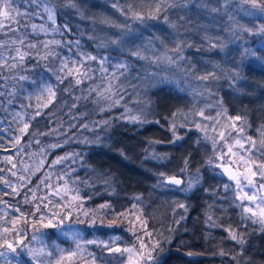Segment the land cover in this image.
I'll use <instances>...</instances> for the list:
<instances>
[{
	"label": "trees",
	"instance_id": "obj_1",
	"mask_svg": "<svg viewBox=\"0 0 264 264\" xmlns=\"http://www.w3.org/2000/svg\"><path fill=\"white\" fill-rule=\"evenodd\" d=\"M14 7L19 23L0 26V178L19 187L17 195L0 180V240L16 239L3 232L13 217L26 230L18 255L0 248L12 264H55L61 255L62 264H92L91 256L95 264H120L122 254L104 244L138 246L134 232L163 240L157 264H264V228L241 223L233 193L222 187L232 183L207 164L212 141L195 127L210 126L208 136L251 137L257 145L264 138V12L241 0H15ZM177 44L183 59L172 50ZM136 50L148 59L133 56ZM208 73L217 78L198 79ZM48 88L56 93L50 104ZM237 115L243 132L225 130L233 123L227 117ZM173 119L182 137L174 143ZM25 122L29 128L21 133ZM197 169L200 182L189 188ZM65 173L76 181L66 196ZM160 173L182 186L167 185ZM77 190L80 199L72 200ZM105 204L110 207H100ZM42 213L43 222L33 227ZM49 218L54 226L43 227ZM229 226L243 244L230 238ZM77 243L83 251L69 259L65 254ZM28 248L38 255L31 257Z\"/></svg>",
	"mask_w": 264,
	"mask_h": 264
},
{
	"label": "snow or ice",
	"instance_id": "obj_2",
	"mask_svg": "<svg viewBox=\"0 0 264 264\" xmlns=\"http://www.w3.org/2000/svg\"><path fill=\"white\" fill-rule=\"evenodd\" d=\"M30 2H34V0H30ZM15 0H0V26H3V20H11L14 23H19V20L16 18L17 16H20L21 13L17 8L14 7ZM242 4H248L253 9L259 8L261 12H264V0H241ZM49 12V19H53L52 10L46 9ZM161 11V5H157L155 12L158 14ZM15 12L16 16H13L12 13ZM151 15V14H150ZM133 16L139 19H143V16L133 12ZM155 18V17H153ZM167 19V17H165ZM33 29L36 28V25H32ZM42 31L44 29H41ZM245 31H248V29H245ZM264 31V29H262ZM23 43V41H21ZM58 43V42H56ZM112 43H118L117 40H113ZM30 47H35V45H29ZM216 45H212V47H215ZM178 55L180 59H183L182 56V49L179 44H177L173 49ZM19 51V50H17ZM133 56H136L139 59L146 60L148 57L141 54L139 50L133 51L131 53ZM20 58H24V54L20 55ZM88 59L95 60L96 57L89 56ZM159 59V58H157ZM166 59L170 63H174V59L172 57H166ZM119 67H126L125 65H119ZM78 72V70H77ZM212 76L215 77L214 73H208L206 75L199 76L198 79L207 81L209 77ZM21 79H27V77H21ZM76 83H81L80 79L76 80ZM46 91L49 93V100L48 103H52L55 99L56 93L51 89L48 88ZM110 91V88H109ZM122 98V97H121ZM113 105L119 104V100H114ZM47 107L48 105H44ZM111 106V105H110ZM226 112V110H224ZM41 113L37 111L35 115H40ZM200 116H204V111L200 110L198 113ZM222 112H218L217 115H222ZM19 115V114H18ZM176 114H173V117L175 118ZM128 119L131 122H137V123H144L145 120H142L139 116H131L128 117ZM205 119H214L212 117H205ZM228 120L233 121L231 125H228L225 123L223 126L225 130H227L229 127L233 129H237L238 133L243 132L244 128L243 126H239L237 128V125L235 124V121H239L242 119L241 116L237 115L235 117H227ZM105 123H108L105 121ZM158 123V122H157ZM214 124H219L218 120H214ZM87 127V125H85ZM176 123L175 119H173V122L171 124V130L173 132L174 140H179L182 137L177 135L176 132ZM180 127H184L183 124L180 125ZM196 129L199 131L205 132V140H211L212 141V148L214 155L210 157L207 160V164L212 168H219L222 171L220 173H217V175L220 176H226L228 181H231L232 184L229 183H223L222 187L225 192L231 191L233 193V204L235 207L239 208L241 210V223L245 224V222H251L253 224H259L264 228V138H262L259 142V145H257V142L253 140L251 137L242 138L239 137H232L230 131H219L216 135L208 136L207 135V129L208 125H201L197 123L195 125ZM29 128V123L25 122L23 127L20 129L21 133H25L27 129ZM212 130L214 133H216V128L212 127ZM264 135V134H262ZM159 142V141H157ZM222 142V143H221ZM248 144V147H245V144ZM239 146L238 150L234 151V148L236 146ZM227 147V152L224 151V148ZM218 153L219 155H216ZM235 157V159L232 158H226V157ZM66 157L58 158L53 163H59L61 160L65 159ZM157 158V157H153ZM11 159L10 157L8 158ZM15 167V165H13ZM188 167V160L185 159L184 161V168L181 170L184 171ZM242 169V170H241ZM0 171H3V169H0ZM197 175L193 178V180L189 181V188L194 183L200 182V175H199V169H197ZM12 175H16V173H12ZM163 179L162 182H166L168 184L173 185H180L182 183L181 179H178L176 176H165L164 173L159 174ZM70 176L69 173H65L64 177H60V179H65V177ZM258 178V179H257ZM18 179L20 181H25L26 178L24 176H19ZM47 179V177L45 178ZM0 180H3V178H0ZM6 187L11 188L12 193L19 194V187L16 185H13L11 182L7 180H3ZM30 182V180H28ZM69 182H71L73 185L76 183L75 180H67L65 179V183L63 185L64 195H68L70 192H73V189L69 187ZM41 183H44L42 180ZM26 186L25 184L20 185V187ZM39 187V185H37ZM46 187L51 188V185H46ZM187 190V189H185ZM60 189H56L55 194H59ZM33 197L35 198V192H33ZM63 198V197H62ZM41 199H46V197H43ZM72 200H78L80 199L78 190L75 192L74 195L71 197ZM139 199V197H137ZM25 200L27 201V196H25ZM236 201H239V203H235ZM247 201L248 203H245ZM101 208H108L109 205H101ZM133 207H136V205H133ZM179 207H185L183 204L179 205ZM187 210V209H185ZM14 211L20 213V219H22L25 223H27V216L21 211V209L16 208ZM36 211H40V206L36 205ZM35 212L32 213L33 216H35ZM86 215V213H85ZM125 213H119L118 217H123ZM181 219H183V216H181ZM209 221L212 220V217H208ZM44 220V214L42 213L39 220L35 221L33 223V227H35L36 223H42ZM114 220L112 223H115ZM5 223H10L11 227H4L3 232H14L16 234V239L12 242L5 240H0V248H7L11 251L12 254H17V247L19 245L23 244L24 239L26 238V230L23 228L17 227L18 219L16 217H13L11 221H5ZM59 223H62V221H58L57 225ZM79 223L83 224L85 221H79ZM96 223L95 220H92L88 222V226L91 227ZM52 219H48V223L43 224V227L50 228L53 227ZM109 226H112L110 223ZM212 226H218L215 223L212 224ZM229 232V236L232 240L236 241L239 244H243L244 238L241 234H238L234 229H232L231 226L225 229ZM67 234V233H65ZM137 244H133L131 247H116V246H109L108 244H104V247L107 249L109 253H121L122 258L120 260V264H157V258L154 256V253L157 252L158 249L161 248V245L163 243V240L160 238H153L151 232H145L142 235H137L135 232L133 233ZM145 236L148 237L147 240H145ZM73 239L79 238V232H73L72 233ZM35 239V237H33ZM87 243L93 244L96 243V241H88ZM75 251H71L66 253L65 255L69 258H75L77 257L79 252H82L81 246L79 243L76 244ZM24 249H21L23 251ZM28 253L31 257H35L38 255L37 250L28 248ZM126 253V256H123V254ZM225 253L221 252V255H224ZM51 255V253H49ZM189 255H192V253H189ZM65 256L61 255L59 259L55 261V264H62V261L64 260ZM95 256H91L92 264H95ZM0 264H12V259L9 256L7 252L0 251Z\"/></svg>",
	"mask_w": 264,
	"mask_h": 264
},
{
	"label": "water",
	"instance_id": "obj_3",
	"mask_svg": "<svg viewBox=\"0 0 264 264\" xmlns=\"http://www.w3.org/2000/svg\"><path fill=\"white\" fill-rule=\"evenodd\" d=\"M221 171H222V170H221ZM223 177L225 178L226 181H228L226 176H223ZM178 179H179V178H178ZM228 182L232 183L231 181H228ZM167 185H169V186H174V187H176V188H180V187L182 186V183H181L180 185H173V184H168V183H167Z\"/></svg>",
	"mask_w": 264,
	"mask_h": 264
},
{
	"label": "rangeland",
	"instance_id": "obj_4",
	"mask_svg": "<svg viewBox=\"0 0 264 264\" xmlns=\"http://www.w3.org/2000/svg\"><path fill=\"white\" fill-rule=\"evenodd\" d=\"M245 203H248L247 201H245Z\"/></svg>",
	"mask_w": 264,
	"mask_h": 264
}]
</instances>
